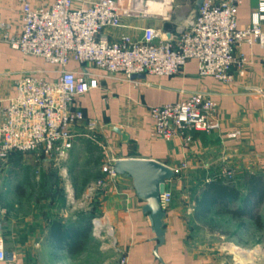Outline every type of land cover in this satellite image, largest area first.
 I'll return each instance as SVG.
<instances>
[{"label": "crops", "instance_id": "obj_1", "mask_svg": "<svg viewBox=\"0 0 264 264\" xmlns=\"http://www.w3.org/2000/svg\"><path fill=\"white\" fill-rule=\"evenodd\" d=\"M196 1L147 2L144 6L147 17L124 19L122 29L105 35L110 40L120 35L137 37L141 29L151 28L166 38H174L182 32L195 11ZM26 2L31 10L43 11L51 0ZM82 6L85 5H74V8ZM255 9L256 0H242L236 13L238 28L249 25ZM20 17L18 0H0V20L9 25V34L19 30ZM237 53L245 58L246 64L241 71H232L230 85L199 78L197 63L192 60L172 77L145 76L129 81L108 76L91 66L80 68L73 63L66 66L67 71L85 70L96 81L95 88L75 101L83 121L74 129L76 138L72 149L78 141L76 139L82 141L81 136H87V130L81 133L86 125L93 123L96 141L92 146L100 151L102 163L152 161L172 170L174 178L165 183L172 201L164 209V237L159 247L147 215L142 213L144 204L135 197L128 179L117 177L95 194V210L92 212L91 208L75 203L85 201L83 194L74 195L73 199L54 200V238L51 237V226L46 228L47 238L54 248V264H60L63 257L69 264L91 243L93 212L112 227L117 251L120 256H126L127 264H264V236H255L261 228L264 229V203L252 211L260 226L248 218L251 201L247 199L246 206L243 203L245 175L264 177V47L242 46ZM26 77L52 81L57 74L54 67L43 61L23 57L0 44V124L3 110L15 98L18 82ZM193 93H203L215 103L219 131L211 135L194 133L188 144L179 140L164 143L156 139L148 110L175 104ZM235 132L239 133L236 139H227ZM69 153L64 163L56 164L58 168H66L70 162ZM224 170L232 173V184L239 199L212 206L208 217L200 219L196 216L195 204L200 199L195 192L210 180L217 179ZM68 178L63 181L68 182ZM77 183L86 185L83 177ZM74 203L75 206L68 210V206ZM236 210L242 215L229 214ZM218 218H224L231 225H220L216 221ZM84 260L82 264H105L99 259L97 262ZM0 264L29 263L19 258L15 263L12 260Z\"/></svg>", "mask_w": 264, "mask_h": 264}, {"label": "built area", "instance_id": "obj_2", "mask_svg": "<svg viewBox=\"0 0 264 264\" xmlns=\"http://www.w3.org/2000/svg\"><path fill=\"white\" fill-rule=\"evenodd\" d=\"M152 1L165 0H51L43 11L31 10L26 0H18L20 28L9 34V25L0 20V44L54 67L57 77L52 81L26 77L18 82L15 98L2 113L0 163L12 154H35L55 164L66 161L76 138L74 129L83 121L75 101L96 87L87 71H67L69 63L80 68L91 66L108 76L129 81L145 76L172 77L192 60L197 63L199 78L230 85L232 71L239 72L246 64L237 50L242 46L264 47V0H256V9L245 28L236 25L242 0H203L194 18L174 38H166L151 28L141 29L137 37L120 35L110 40L105 35L122 29L124 19L147 17L144 6ZM148 115L154 137L164 143L179 140L188 144L194 133L211 135L220 129L216 105L203 93L151 108ZM85 130L87 136L81 137L95 142V124L88 123ZM238 136V132L231 133L227 139ZM102 172L106 181L89 185L86 199L117 178L112 161L104 164ZM217 179L232 181L233 175L224 170ZM171 201V193L164 190L159 197L161 209L169 207ZM92 227L93 232H100L102 224L93 220ZM11 258L2 237L0 211V263ZM116 264H127L126 256H119Z\"/></svg>", "mask_w": 264, "mask_h": 264}, {"label": "rangeland", "instance_id": "obj_3", "mask_svg": "<svg viewBox=\"0 0 264 264\" xmlns=\"http://www.w3.org/2000/svg\"><path fill=\"white\" fill-rule=\"evenodd\" d=\"M84 131L86 130L81 133ZM76 140L74 150L71 148L69 151L70 162L63 169L58 168L53 160L43 161L35 154H12L7 161L0 163L2 237L14 263L21 258L26 259L29 264H54V248L47 238L46 229L54 223V200L84 195L89 185L104 180L102 170L105 163H102L100 151L89 140ZM67 177L69 181H63ZM82 177L86 185L77 183ZM101 190L102 188H97L84 202L81 200L75 203L91 208L92 212L95 210V194ZM75 203L69 205L68 210ZM74 211L79 212V209ZM93 220L102 223L100 232H93ZM216 221L224 227L231 225L224 218ZM255 236H264V229L261 228V232H257ZM120 254L115 245L112 227L98 213L93 212L91 243L69 264H82V261L85 263L84 259L92 262L99 259L105 264H113ZM59 261L60 264H68L64 257Z\"/></svg>", "mask_w": 264, "mask_h": 264}, {"label": "water", "instance_id": "obj_4", "mask_svg": "<svg viewBox=\"0 0 264 264\" xmlns=\"http://www.w3.org/2000/svg\"><path fill=\"white\" fill-rule=\"evenodd\" d=\"M202 2L203 0L196 1L195 11L189 21L194 18ZM112 169L117 177L130 180L135 197L144 204L142 213L147 215L159 247L163 243L165 218V212L159 205V197L165 190V183L174 178V172L158 163L145 160H116L112 162Z\"/></svg>", "mask_w": 264, "mask_h": 264}, {"label": "trees", "instance_id": "obj_5", "mask_svg": "<svg viewBox=\"0 0 264 264\" xmlns=\"http://www.w3.org/2000/svg\"><path fill=\"white\" fill-rule=\"evenodd\" d=\"M246 197L243 200L245 206L249 199L250 215L249 219L256 225H259V219L252 214L253 209L264 203V177L259 175H245ZM200 200H196V210L200 219L205 220L212 206L225 204L226 201L236 202L239 199V193L232 184V181H224L221 179L210 180L203 186L199 187L196 192ZM235 217H239L240 210L229 213ZM51 237L54 238V223L51 226Z\"/></svg>", "mask_w": 264, "mask_h": 264}, {"label": "bare ground", "instance_id": "obj_6", "mask_svg": "<svg viewBox=\"0 0 264 264\" xmlns=\"http://www.w3.org/2000/svg\"><path fill=\"white\" fill-rule=\"evenodd\" d=\"M95 224H96V226H99V222L96 221ZM100 224H101V223H100Z\"/></svg>", "mask_w": 264, "mask_h": 264}]
</instances>
